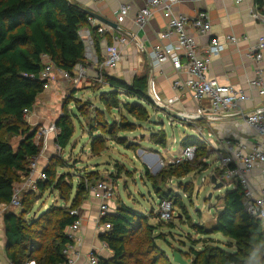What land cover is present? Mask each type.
I'll return each instance as SVG.
<instances>
[{"label":"trees","instance_id":"obj_1","mask_svg":"<svg viewBox=\"0 0 264 264\" xmlns=\"http://www.w3.org/2000/svg\"><path fill=\"white\" fill-rule=\"evenodd\" d=\"M89 16L85 8L70 0H0V205L10 204L14 185L20 181L19 171H27L32 159L40 152V145L34 140L38 128L29 124L25 109H33L46 90V81L39 77L46 57L57 68L75 75L76 65L86 61L85 43L79 31L89 27L101 59V33L98 32L101 24L93 26ZM103 76L109 90L101 92L99 99L107 109L123 106L139 122L150 119L147 106H157L149 95L148 74L135 75L131 82L109 74ZM121 94L129 100L122 103ZM56 126L55 142L64 149L75 133L71 115H59ZM135 128L136 123L123 118L113 121L104 131L119 144H125V136H118V133ZM13 137H20L15 148ZM193 137L183 142L184 147L194 145L197 156L204 155L208 159L211 149L202 144L199 137ZM155 141L165 146V132H161ZM105 143L103 134H93L92 152L106 149ZM202 166L208 168L207 161H199L196 157L193 161L171 165L166 173L182 178L201 170ZM45 171L47 179L38 182L37 191L51 186L59 189L64 199L69 198L75 188L72 205L55 206L27 222L23 218L28 212L25 205L35 191H24L20 212H10L5 216L6 252L12 264H28L30 261H35V264H63L67 259L63 249L71 242L65 230L80 217L79 213L72 215L70 211H79L90 194L89 185L98 181L86 177L73 186L66 184L64 174L56 179L50 166ZM146 175L154 189L160 192L157 181L165 174L153 176L147 170ZM159 195L161 200L180 203L174 194L163 192ZM221 199L222 206L210 226L191 224L200 236H205L201 239L205 246L200 251L195 250L189 264H264V248L260 249L256 260H249L250 250L264 242V225L245 211L243 190L239 186L232 188ZM112 211L102 220L111 223V229L102 231L100 239L113 251V255L110 259L99 260L98 264H177L157 246L156 240L162 235H154L157 226L148 223V216L125 205ZM212 234H221L226 240ZM174 251L183 255L180 248H174Z\"/></svg>","mask_w":264,"mask_h":264},{"label":"rangeland","instance_id":"obj_2","mask_svg":"<svg viewBox=\"0 0 264 264\" xmlns=\"http://www.w3.org/2000/svg\"><path fill=\"white\" fill-rule=\"evenodd\" d=\"M103 73L111 75L105 70ZM102 85V82H94L93 88L98 90L102 88ZM83 89V87L79 88V85L61 78L59 74H55L52 85L50 84L39 96L40 108L37 110L44 111L42 114H46L44 116L48 117L47 122L55 121L59 115L67 113L71 115L75 125L74 136L66 148L61 149L56 145L54 139H51L46 146L40 145L39 155L42 166H50L54 169L56 179L64 174L66 184L73 186L86 177L92 181L101 179L110 181L116 192V198L111 203V210L115 211L119 206L125 205L145 214L148 216V223L157 226L154 235H162L156 240L157 246L164 249L172 260L173 249L180 248L183 251V257L191 262L195 256V250L200 251L205 246V242L201 240L205 236H200L191 224L210 226L222 206L221 197L234 188L232 185L224 183L223 188L215 190L210 183V175L218 166L219 154L217 155V152L222 151L218 146L229 138L219 137L210 123L199 121V119L181 120L167 114L159 107L147 106L150 119L139 122L129 115L123 106L118 109H107L99 99L101 92L94 98V96L87 95L88 93H83ZM77 91L80 92L77 93ZM149 95L154 100L150 89ZM120 98L122 103L129 100L123 94ZM163 105L178 111L176 100L173 98H166ZM123 118L136 123V128L133 131L119 132L118 136H125L126 139L125 144H119L104 130L113 121H120ZM31 126L34 127V125ZM161 132H165L166 135L165 146H161L155 141ZM208 132L212 134L210 139L213 140V147L209 148L204 141L199 140L208 149H211L209 158L205 159L204 155L197 156V152L193 158L195 160L197 157L199 161L206 160L208 168L202 166L201 170L182 178L168 176L166 170H169L171 165H177L172 161L182 153L185 145L183 142L198 135L206 139L204 137L209 136ZM93 134H103L106 138V149L99 153H94L91 150ZM19 140L20 137L12 138L14 148ZM150 158L153 163L149 165ZM42 166L39 165V169ZM147 170L153 176L159 173L165 174L157 181L160 192L154 189L152 181L148 179ZM67 187L65 186V188ZM163 192L174 194L176 195L174 197L180 200V203L171 200L174 218L167 222L161 220L158 213V203L161 200L159 193ZM74 195L75 188L72 189L69 198L64 199L60 196L59 189L51 186L45 189L41 188L40 191H35L28 198L25 205L28 212L23 218L27 222H32L55 206L70 207ZM89 197L90 194L86 200ZM143 210L146 211L143 212ZM211 236L226 240L221 234H212ZM99 240L100 248L98 251L95 250L96 255L99 260L110 259L113 251L104 241L100 238Z\"/></svg>","mask_w":264,"mask_h":264},{"label":"built area","instance_id":"obj_3","mask_svg":"<svg viewBox=\"0 0 264 264\" xmlns=\"http://www.w3.org/2000/svg\"><path fill=\"white\" fill-rule=\"evenodd\" d=\"M188 0H145L143 6L135 17L136 24L143 28L150 23V20L156 13H161L167 21L166 28L158 33V40L152 50L147 51L151 57L153 67H161L170 63L179 73L185 74L186 79L177 78L173 82L174 90H187L196 104L193 111L186 110L180 112L186 119L214 120L225 112L237 111L241 104L250 99L243 88H236L231 84H224L218 78L211 76L209 72L210 64L214 57L219 56L228 42H237L235 35H227L225 38L212 35V24L209 16L204 11H197L195 16H188L180 13L175 14V7ZM199 2L204 0H189ZM240 1V0H238ZM131 5L123 3L118 9L117 18L123 22L129 15ZM254 16L259 18L257 12ZM92 25L95 18L89 16ZM104 26H99L98 32L104 33ZM85 43V58L98 67L114 70L122 61L121 46L128 43L127 37L134 34H127L118 38L119 43L107 44L104 49V58L100 59L95 49L94 38L89 27H84L79 31ZM198 37L207 39V43L202 46L198 42ZM251 56L257 62L264 59V37H260L257 45L253 49ZM102 68V71H103ZM55 74H59L63 79L70 80L73 83H79L85 74V65L79 63L75 67V75L57 68L46 57L44 68L39 77L46 81V89L55 79ZM103 74L98 75V81L103 82ZM154 85V80H149V89ZM249 87L256 89L261 97L264 98V70L260 67L256 70V77L249 80ZM152 93V92H151ZM154 102H156L154 100ZM157 103V102H156ZM159 104V103H158ZM163 105V104H160ZM165 106V105H164ZM33 109H25L26 118H28ZM245 123L252 128L259 136V140L248 150L242 143L232 144V140L227 139L221 144L220 152L215 171L210 175H215L218 181L228 183L233 187L239 186L244 193V209L250 215L261 220L264 225V186L257 187L252 182L250 173L254 169L260 170L264 178V107L256 108L242 112ZM57 128L55 123L40 126L35 134V143L46 146L49 144L51 136L55 135ZM209 137V138H208ZM202 141L210 148L213 147L211 134ZM220 150V149H219ZM196 152V146L188 145L183 148L182 153L175 157L173 164H179L185 161H192ZM40 155L34 157L25 171L23 180L15 183L10 206L20 208L21 195L24 191H37L39 180L47 179L45 168L40 165ZM204 180V179H203ZM89 193L100 202L99 216L97 224L99 232L111 229V223L103 222V218L111 211V203L115 199L116 192L113 184L101 179L94 184L89 185ZM70 213L77 214V210H71ZM158 213L161 220L170 221L174 218L172 201L169 199L159 200ZM101 220V221H100ZM81 229V219L79 217L72 225L65 230L71 242L63 249L66 261L63 264H76L82 258L80 246L82 240L78 236ZM89 264H98L99 258L94 251L87 255ZM28 264H35L30 261Z\"/></svg>","mask_w":264,"mask_h":264},{"label":"crops","instance_id":"obj_4","mask_svg":"<svg viewBox=\"0 0 264 264\" xmlns=\"http://www.w3.org/2000/svg\"><path fill=\"white\" fill-rule=\"evenodd\" d=\"M70 1L79 4L87 10L96 12L118 25L115 27L109 26L97 19L95 20L93 26L101 24L106 29L104 33H101L100 39L101 60L104 58V49L107 44L119 43L118 38L129 33L137 36V38L128 36V43L125 46L119 43L122 50V61L114 70L98 67L89 60L85 61V74L79 83H74L75 85H79V88H84L82 90L83 93H88L87 95L94 96L95 98L98 93L107 91L105 89L109 90V85H106L104 80L102 88L98 90L93 88V83L99 82L97 79L98 75L100 73L104 74V70L127 82H131L135 75L148 74L149 80H154L151 92L156 102L163 104L166 98H173L176 100L177 112H184L187 109L193 111L196 108V104L192 100L189 91H178L173 88L174 80L177 78L185 80L186 75L179 73L170 63L164 64L161 67H153L151 57L149 58L144 48L145 46L148 51H151L158 40V33L166 28L167 21L161 13H156L150 20V23L141 28L136 24L135 17L138 11L145 6V0ZM123 3L130 4L131 10L128 17L123 22H119L117 18L118 9ZM174 11L176 15L182 13L188 16H195L197 11H204L208 14L211 21L212 35L222 39L227 35H235L237 37V42H228L225 50L219 56L213 58L209 72L211 76L218 78L224 84L243 88L250 99L242 103L237 111L222 113L221 116L214 120L202 118L199 121L210 123L219 137L231 139L233 145L242 143L249 150L259 140V136L245 123L242 112L264 107V98L259 95L256 89L249 87V80L256 77L257 68L260 67L264 70V59L257 62L251 56L260 37H264V0H204L199 2L188 0L178 4ZM254 12L258 13L259 18L254 16ZM198 42L204 46L207 43V39L198 37ZM68 81L72 83V81ZM38 108L40 106L37 100L33 111L27 118L30 125L39 128L42 125L56 124V119L59 116L55 121L47 122L48 117L44 116L46 114H42L44 113L43 110H37ZM208 133L211 134V132ZM56 134L52 135L51 139L55 140ZM197 137L200 139L199 135ZM218 147H221V145ZM148 163L149 165L152 164L153 160L150 158V162ZM40 165L42 166L41 162ZM43 167L46 168L45 166ZM19 174L20 180H23L25 172L19 171ZM250 176L255 186L261 187L264 185V178L260 170H252ZM99 207L100 202L90 195L79 208L81 229L78 232V236L82 240V245L80 246L82 258L76 264H89L86 256L87 253L90 251L95 252V250L98 251L100 248V232L98 230L99 225L97 224ZM20 210L21 208H13L8 204L0 205V264H12L6 252L5 216L10 212L17 214ZM145 211L143 210V212ZM147 211H150V209H147Z\"/></svg>","mask_w":264,"mask_h":264},{"label":"water","instance_id":"obj_5","mask_svg":"<svg viewBox=\"0 0 264 264\" xmlns=\"http://www.w3.org/2000/svg\"><path fill=\"white\" fill-rule=\"evenodd\" d=\"M86 12L94 17L95 19L99 20L101 23H105L109 26H118L117 24H115L113 21L99 15L98 13L96 12H93L91 10H87L86 9ZM154 101V100H153ZM156 106L159 107L162 111L166 112L167 114L169 115H172L178 119H181V120H186V117L185 115H182L180 112H177V111H174V110H171L169 109L168 107L164 106V105H160L158 103H156ZM152 120H154V118H152ZM34 131V130H33ZM210 183L213 185L214 189L215 190H220L221 188L224 187V183L221 182V181H218L217 180V177L215 175H212L211 178H210ZM173 261L177 264H189V262L183 257V255L179 252V251H174L173 252Z\"/></svg>","mask_w":264,"mask_h":264},{"label":"clouds","instance_id":"obj_6","mask_svg":"<svg viewBox=\"0 0 264 264\" xmlns=\"http://www.w3.org/2000/svg\"><path fill=\"white\" fill-rule=\"evenodd\" d=\"M264 248V242H260L256 244L249 252V260L254 261L256 260L260 255V249Z\"/></svg>","mask_w":264,"mask_h":264},{"label":"bare ground","instance_id":"obj_7","mask_svg":"<svg viewBox=\"0 0 264 264\" xmlns=\"http://www.w3.org/2000/svg\"><path fill=\"white\" fill-rule=\"evenodd\" d=\"M56 125V124H55ZM56 128H57V126H56ZM57 131H58V128H57ZM57 133V132H56ZM56 133H54V134H56ZM264 186V185H263ZM235 188V187H234ZM9 206H10V204H8ZM21 208V207H20ZM20 208H18V209H20Z\"/></svg>","mask_w":264,"mask_h":264}]
</instances>
